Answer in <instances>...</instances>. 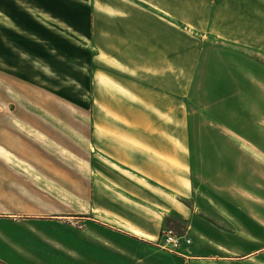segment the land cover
I'll return each instance as SVG.
<instances>
[{"label":"rangeland","instance_id":"1","mask_svg":"<svg viewBox=\"0 0 264 264\" xmlns=\"http://www.w3.org/2000/svg\"><path fill=\"white\" fill-rule=\"evenodd\" d=\"M40 1L46 7L60 8V19L46 14L40 31L26 24L0 31V38L7 45V52L0 58V146L14 157L22 152L25 159H14L30 162V168L48 181L60 179L68 183L71 173L77 194L72 192L70 203L68 193L53 180L49 188L39 185L45 189L33 183L34 189L27 192L28 201L40 205L50 217L34 218L26 223L23 217L19 218L22 221L1 216L0 264H126L121 250L107 238L111 235L110 228L91 222L87 218L90 215L84 213L89 208L81 202L80 195L87 192L92 177L97 183L102 178L122 189L111 180L115 179L157 201L147 213L129 206L134 216L150 226H158L165 220L156 241L132 239L135 247L142 248V253L144 247L172 253L159 245L163 243L166 228L192 239L194 226L202 223L211 228L208 220L219 213L231 212L245 218L254 211L259 218L264 217V212H259L261 208L264 211V116L258 112L262 111L259 101L264 98L260 35L258 39L249 37L250 43L254 41L258 46L247 41L232 46L228 38V13H222L221 29L218 24L214 31L211 12L214 0H185L197 9L188 7L189 14L185 16L206 30L191 31L188 25L173 19L174 29L178 31L174 30L169 78V72L165 77L157 71H139L109 55L108 51L116 56L121 54L127 65L135 66L133 59L138 51L133 47L124 50L116 30L100 29L101 24L107 27L110 23L101 2L108 0ZM261 2L253 0L252 6L259 7ZM30 4L27 5L31 7ZM92 10L98 13L96 20L91 18ZM95 23L97 29L93 30ZM235 54L241 61L237 66ZM246 67L255 71H247ZM236 70H246V77L235 78ZM92 77L96 81L91 88ZM108 80H111L109 84H113L112 80L124 81L143 88L150 100L119 94L106 85ZM118 96L128 102L127 107L143 109L142 118L148 121L146 128L125 122L116 111L102 109L101 102L106 99L117 102ZM254 116L263 121V124L257 122L259 127L255 129L257 144L244 134L245 129L250 133ZM101 123H108L110 128L102 127ZM164 129L167 135H172L174 155L184 156L181 164L173 160V170L169 173L174 185L187 188L183 196L176 188H171L170 194L164 188H156L158 175H152V179L144 176L141 183L131 178L101 146L108 145L126 160L146 156L142 162L154 163L159 170L158 162L144 154L142 150L146 148L136 141L147 134L159 136L160 131L164 136ZM239 130L244 133L240 134ZM126 135L136 141L126 139ZM33 162L44 166L45 172L36 169L38 164ZM126 170L130 171L131 167L127 166ZM32 178L29 175V180ZM100 182L96 184L98 188L102 186ZM38 190L45 195H39ZM112 198L118 199L114 195ZM158 202H171L174 208L164 209ZM116 203L122 206L119 201ZM94 212L98 217L104 214L109 219H119L101 208H95ZM245 223L236 226L244 230ZM70 232L72 246L68 239ZM156 260L157 264L176 262L175 256Z\"/></svg>","mask_w":264,"mask_h":264},{"label":"crops","instance_id":"2","mask_svg":"<svg viewBox=\"0 0 264 264\" xmlns=\"http://www.w3.org/2000/svg\"><path fill=\"white\" fill-rule=\"evenodd\" d=\"M132 1L136 4L133 5ZM30 2H32V4H30L31 7L27 5ZM101 2L107 9L106 19L108 18L110 23L107 27L105 26L106 24H101L100 29L103 31L116 30L118 32L116 37L118 40L123 41L124 50L125 48L133 47L138 51L133 59L136 64L135 66L127 65V60L121 54H117L116 56L114 53H111V51H108L109 55L116 58L117 62L122 65L139 71L142 69L157 71L165 77L167 76V72H169V78L172 76L171 69L173 63L175 30L173 23L174 18H177L182 24L188 25L191 31L206 30L205 27H200L198 24L194 23L193 18L185 16V14H189V11H187L188 7L189 9L191 8L197 11L196 6L193 8V6H190L185 0H116V2L114 0H108ZM213 4V9L211 10L214 20L213 30H217L218 24L221 29V15L222 13H228L229 21L227 29L231 45L238 47V43H243L242 41H247V43L253 45L255 42L253 41L250 43L249 37L258 39L257 36L260 35L259 44L263 58V0L259 7L252 6L253 0H214ZM185 8L186 10H184ZM58 9L46 7L40 0H27L26 3L24 0H0V31L6 32L10 30L12 25L16 24H26L32 26L36 31H40L41 27L44 25L43 17L46 14L52 16L53 19H60L61 11L60 8ZM112 11H114L115 14ZM17 12H19V16ZM207 13L209 12L207 11ZM97 14V12L94 13L92 10L91 18L96 20ZM101 15L105 16L104 14ZM26 18L28 21H25ZM94 29H97L96 23L93 30ZM108 35L114 36L112 33H108ZM232 43H234V45ZM6 47L7 45L4 43V39L0 38V58L4 55V52H7ZM235 50L237 51V49ZM237 55L238 54H235L234 57L236 66L241 62H239V56ZM231 62H233V60ZM261 64L260 78L264 85V61H261ZM24 68H26V66ZM246 68L247 71H255L252 67ZM32 72L34 74L33 70ZM235 72L238 73L235 75L237 79L246 77V70H236ZM92 78L90 79L91 88L94 87L96 81L95 77ZM110 81H106V85H111L119 94H131L145 101L150 100L147 91L143 88H137L124 81L115 82L112 80L113 84H109ZM91 88L89 90H91ZM103 99L104 98H102V100ZM101 103L103 106L102 109L113 112L116 111L120 117L129 124L144 128L148 126V121L142 118L143 113L141 112H143V109L140 107L133 110L127 107L128 102L120 96H118L117 102L106 99ZM259 104L262 111L258 110V112L261 116H264V98L259 101ZM90 107L92 109L95 108V104L93 105L92 103ZM257 118V116L252 117V126H249L250 133L248 132L249 130L246 129L245 131L243 130L245 133L242 130L238 131L240 134L244 133L246 138L253 144L259 142L255 135V129L259 127L257 122L263 124V121ZM101 126L107 129L110 128L108 123H101ZM36 128H40V126L36 125ZM160 132L161 134L159 136H156V133L143 135L138 139L139 141L126 135V139L136 141L140 146L146 148V150H142V152L148 157H151L154 162H158L159 170L154 167V163L142 162L147 158L146 156L141 157L140 160H126L120 158L117 151L108 145L103 144L101 146L118 160L119 164L122 165V171L128 173L131 178L141 183L145 180L144 176L152 179V175H155V177L158 175L155 179V183L157 182L155 185L156 188H164L169 194L171 188H176L181 192V196H183L187 192V188L184 185H174L171 182L169 173H172L173 170V160H179L181 164L183 163L184 156L178 153L174 155L172 135H167L165 129L163 132L164 136L162 131ZM12 154L13 153L0 146V208H5V211H0V217H9V219L14 218V220L23 217V219L27 221L26 223L34 221V218L50 217L49 213H47L48 211L44 210L40 205L34 206L28 201L27 192H29L30 189H34L33 183H37L38 186L40 185L36 180V175L49 185H52L50 181L53 179L48 181V179L43 177L34 168H30L31 164L28 161H16V158L25 159L22 152L19 151L17 153L18 155L15 156L16 158ZM33 163L35 165L38 164L36 165V169L39 167L41 171L45 172L44 166L40 165L38 162ZM127 166L131 167V170L128 172L126 170ZM29 175L33 177V180L31 179L32 181L29 180ZM69 175L70 180L68 183L60 182V179H57V181L53 180V182L57 184L58 188L60 187V189L62 188L68 193L71 203L72 192H74V194L77 193L72 184V174L70 173ZM99 180H101L102 183H100L102 186L98 188L96 184L99 183ZM99 180L97 183L95 177H92L89 182V189L84 195H80L82 197L81 200H83L81 202L85 203L89 208V212L84 213L90 215L87 218H89L91 222L110 228L111 235L107 238H109L108 240H110L113 245L121 250L120 252L124 259V263L141 264L142 261H144V264H157V257L164 259L168 257L171 259L175 256L176 262L174 264H264V217L259 218L253 213L254 211H250L245 218L231 212L227 214L219 213L215 215L213 220H208V222L212 224L211 228H207L203 226L204 224L198 223V225L193 227V231L190 234L192 237L191 244H183L178 250L176 249L177 251L174 250L175 252L169 250L173 255L172 253L164 254L161 249L159 251L154 247H144V252L142 253V248L139 246L135 247L132 239L141 237L146 240L156 241L165 220H162L158 226H150L145 222H141L140 218H137L136 215L134 216L130 212L132 209H129V206L133 205L140 210V212L147 213L150 210V205H157V201L140 192L138 193L136 190L127 187L115 179L111 178V180L122 189L111 185L107 180L102 178H99ZM41 187L42 189L44 188L43 186ZM39 195L44 196L45 194L40 191ZM112 195L119 200H114ZM77 196L78 195H75V197ZM118 201L124 206L118 205V203H116ZM153 201L155 202L154 204L152 203ZM158 203L161 204L160 207L164 209L169 208L170 211L174 208L171 202L170 204L163 202ZM256 206L258 207V205ZM95 208L107 210L119 219H109L104 214L98 217L94 212ZM259 212L264 211L261 208ZM23 219L19 220L23 221ZM69 222H72V220H69ZM244 222H246L244 230L236 226L237 223L244 224ZM68 239L69 245L72 246V232H70ZM142 254L144 255L143 258L141 257ZM129 256L132 258H129ZM164 264L173 263L166 262Z\"/></svg>","mask_w":264,"mask_h":264},{"label":"built area","instance_id":"3","mask_svg":"<svg viewBox=\"0 0 264 264\" xmlns=\"http://www.w3.org/2000/svg\"><path fill=\"white\" fill-rule=\"evenodd\" d=\"M185 239L186 241H183ZM163 243L160 245L170 250L178 249L183 244H188L192 242L191 238H188L185 235H177L174 229L166 228L163 233Z\"/></svg>","mask_w":264,"mask_h":264},{"label":"bare ground","instance_id":"4","mask_svg":"<svg viewBox=\"0 0 264 264\" xmlns=\"http://www.w3.org/2000/svg\"><path fill=\"white\" fill-rule=\"evenodd\" d=\"M24 167V166H23ZM29 171V170H28ZM30 172V171H29ZM36 177V180L38 181V182H40V185H43L44 187H48L49 188V186H48V184H46V182H44L43 180H41L37 175L35 176ZM34 177V178H35ZM54 189V188H53ZM83 207H87V206H83Z\"/></svg>","mask_w":264,"mask_h":264}]
</instances>
